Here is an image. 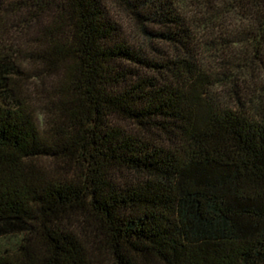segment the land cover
Segmentation results:
<instances>
[{
	"label": "trees",
	"instance_id": "obj_1",
	"mask_svg": "<svg viewBox=\"0 0 264 264\" xmlns=\"http://www.w3.org/2000/svg\"><path fill=\"white\" fill-rule=\"evenodd\" d=\"M0 264H264V0H0Z\"/></svg>",
	"mask_w": 264,
	"mask_h": 264
},
{
	"label": "rangeland",
	"instance_id": "obj_2",
	"mask_svg": "<svg viewBox=\"0 0 264 264\" xmlns=\"http://www.w3.org/2000/svg\"><path fill=\"white\" fill-rule=\"evenodd\" d=\"M22 238V234L13 233L0 236V254L15 250Z\"/></svg>",
	"mask_w": 264,
	"mask_h": 264
}]
</instances>
